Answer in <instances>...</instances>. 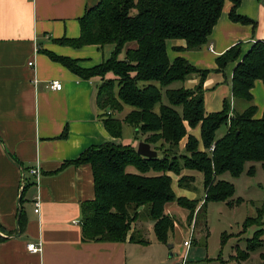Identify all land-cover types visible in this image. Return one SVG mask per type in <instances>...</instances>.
I'll return each mask as SVG.
<instances>
[{"label": "trees", "instance_id": "obj_1", "mask_svg": "<svg viewBox=\"0 0 264 264\" xmlns=\"http://www.w3.org/2000/svg\"><path fill=\"white\" fill-rule=\"evenodd\" d=\"M227 2L233 4V22L255 24L238 14L242 0H100L80 20V38L59 43L75 48L110 45L114 47L111 57L85 70L76 61L49 53L51 59L82 78L102 77L97 106L112 137L121 139L124 125H129L136 140L142 136L158 153L157 158L148 159L131 145L106 143L63 165L89 164L93 170L95 199L82 204L81 227L86 241L122 243L130 239L148 244L137 240L135 232L129 237L140 212L147 209L157 241L168 244L175 229V219L165 210L168 204L188 210L187 221L191 223L200 213L206 214L209 203L233 204L235 185L222 180L223 175L239 178L248 163H260L264 170V113L255 117L252 94L256 81L264 85V42H256L242 60L240 45L217 59V72L221 73L240 60L233 71L232 95L237 104L249 105L234 115H230L228 101L221 112L206 114L204 84L209 71L198 70L181 57L171 61L167 51L169 40L185 42L177 51H195L205 45ZM108 74L113 78L107 79ZM192 76L200 78L194 89L172 88ZM126 107L131 111L122 120L116 117ZM223 125L228 131L217 139ZM190 129H199L200 138L190 134ZM185 138L188 140L182 148ZM184 170L203 175L206 195L201 208L198 200L179 197L173 190L171 174L181 176ZM255 171L252 165L248 174L254 176ZM188 179L192 178L180 177L181 188L190 187ZM263 214L259 209L257 217L247 218L244 228L263 225ZM263 231H257L250 242L259 239ZM254 248L249 244L242 253L249 254Z\"/></svg>", "mask_w": 264, "mask_h": 264}, {"label": "crops", "instance_id": "obj_2", "mask_svg": "<svg viewBox=\"0 0 264 264\" xmlns=\"http://www.w3.org/2000/svg\"><path fill=\"white\" fill-rule=\"evenodd\" d=\"M99 2L0 0V264H143L140 248L160 243L156 237L148 239V244L130 239L122 243L86 241L81 227L82 204L95 199L93 170L89 164L63 167L91 147L124 144L122 138L109 134L101 119L97 95L102 77L82 78L49 55L76 61L85 70L111 57L113 46L75 48L59 43L80 38V20ZM232 7L231 2L225 4L208 42L200 49L177 51L185 47L184 41L167 42L171 61L181 57L196 69L209 71L204 84L206 114L221 112L226 101L231 105L230 115L246 109L232 95L233 71L256 42H264V0H242L238 8V14L255 24L233 22ZM236 45L241 47V59L217 72V59ZM30 62L34 66L30 67ZM56 81L63 85L59 91L49 88ZM199 83L200 78L192 76L180 87L194 89ZM252 94L255 117L261 118L262 81L255 82ZM126 110L116 117L122 120L130 112ZM197 130L189 132L200 138ZM187 140L181 143L182 148ZM38 166L42 173L39 183L30 175ZM194 172L184 170L181 176L196 178ZM171 175L173 190L181 188V176ZM180 208L170 203L165 210L173 218L179 214L187 221L189 211L182 208L181 212ZM19 210L23 219L18 222ZM176 226L177 222L174 231ZM39 242L41 253L28 250L29 244Z\"/></svg>", "mask_w": 264, "mask_h": 264}, {"label": "rangeland", "instance_id": "obj_3", "mask_svg": "<svg viewBox=\"0 0 264 264\" xmlns=\"http://www.w3.org/2000/svg\"><path fill=\"white\" fill-rule=\"evenodd\" d=\"M182 85L183 83H176L173 84L172 88H178ZM248 105L247 102H241L242 108L244 106L247 108ZM126 108L131 111V108ZM120 114L124 115L125 113H117L116 115L121 117ZM227 131L228 126L223 125L217 131L216 138H222ZM197 133L200 131L197 130ZM122 141L124 144L138 146L140 142H144V138L140 136L136 140L134 128L124 125ZM252 165L256 166L254 176L248 174ZM129 171L135 172V169L130 168ZM194 174L196 178L186 176L192 178L188 179L187 183H190L193 188H177L175 186L174 190L181 197L198 200L199 208H201L206 195L204 178L199 172L195 171ZM221 179L235 185L236 194L233 198V204L209 203L206 214L200 213L199 217H195V221L191 223L185 221L183 216L175 214L173 219L177 222L178 230L171 232L168 244L155 243L141 247L139 254L143 258L141 260L143 264H182L184 261L186 264H264V231L259 239L250 242L257 231L264 230V214L263 225L256 224L244 228L247 218H255L259 209L264 210V170L261 164L248 163L239 178H234L227 173ZM238 199L241 201L238 202ZM180 210L182 212V208ZM183 212L186 211L183 210ZM140 213L139 219L135 221L136 227H133L137 240H155L153 222L148 216V210L143 209ZM190 240L192 246L187 250L184 247V242ZM249 244L255 247L254 250L250 251L249 254L242 253L246 252ZM170 246L173 247L170 248Z\"/></svg>", "mask_w": 264, "mask_h": 264}, {"label": "built area", "instance_id": "obj_4", "mask_svg": "<svg viewBox=\"0 0 264 264\" xmlns=\"http://www.w3.org/2000/svg\"><path fill=\"white\" fill-rule=\"evenodd\" d=\"M29 66H30V67L34 66V62H30V63H29ZM62 87H63V85H62V83L59 82V81L52 82L51 85L49 86V88H50L51 90H55V91H59V90H61ZM210 151H211V152L214 151V146H212V147L210 148ZM41 174H42V173H41V169H40L39 166L36 167V168H34V169H31V170H30V175L33 176V177H35V178L37 179V183H39V180H40V178H41ZM38 201H39V200H37V202H36V206H37V209L35 210L36 213L39 212V202H38ZM184 247H186V248H190V247H191V240H190V241H185V242H184ZM28 250H29L30 252H32V253H41L42 250H43V245H42L41 242H39V243H32V244H29V245H28Z\"/></svg>", "mask_w": 264, "mask_h": 264}, {"label": "water", "instance_id": "obj_5", "mask_svg": "<svg viewBox=\"0 0 264 264\" xmlns=\"http://www.w3.org/2000/svg\"><path fill=\"white\" fill-rule=\"evenodd\" d=\"M137 152L142 157H145V158H148V159H155V158L158 157L157 151L153 150L152 147L148 143H146V142L139 143L138 148H137ZM21 213H22V211L19 210V219H18V222L20 220ZM172 247L173 246H170V248H172Z\"/></svg>", "mask_w": 264, "mask_h": 264}]
</instances>
